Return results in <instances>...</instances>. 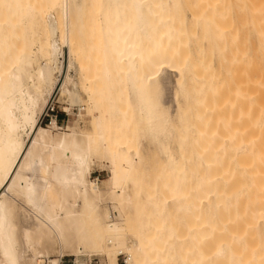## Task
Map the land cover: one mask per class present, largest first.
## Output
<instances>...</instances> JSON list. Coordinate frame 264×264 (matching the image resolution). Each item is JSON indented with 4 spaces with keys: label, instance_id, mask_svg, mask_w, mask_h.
Listing matches in <instances>:
<instances>
[{
    "label": "bare ground",
    "instance_id": "6f19581e",
    "mask_svg": "<svg viewBox=\"0 0 264 264\" xmlns=\"http://www.w3.org/2000/svg\"><path fill=\"white\" fill-rule=\"evenodd\" d=\"M64 49L61 132L37 119ZM119 253L264 264V0H0V264Z\"/></svg>",
    "mask_w": 264,
    "mask_h": 264
},
{
    "label": "rangeland",
    "instance_id": "374dc122",
    "mask_svg": "<svg viewBox=\"0 0 264 264\" xmlns=\"http://www.w3.org/2000/svg\"><path fill=\"white\" fill-rule=\"evenodd\" d=\"M63 54H64L63 67H62L61 73L57 74V83H56L55 87L53 88V90L47 96L46 103L43 106L42 111L39 114V117L37 119V126H43L44 127L46 125H49L51 120L54 119V115H56L58 128H59V131H61V132L64 131L63 128L66 125H68V124L71 125L73 121L75 122V120L78 119V114H79L78 112L82 113L83 115L85 114V111L83 110V103L77 102L76 104L74 103V105H69L62 98H60V94H59L60 84L64 78V75H65V72L67 69V64H68V56H67V50L66 49H64ZM73 72H71V75L73 77L75 76L76 78L75 77L74 78L77 79L78 78L77 73L76 72L73 73ZM175 79H176L175 75H173L172 72H170V73L165 72L162 75L163 90L160 94V101L166 107H169V109L172 113H175V111H176V103L174 100L175 99L174 94H176V91H177V86H176L177 84H176ZM80 95L82 98L87 100V98H86L87 95L85 93H81ZM92 99L94 100V98H92ZM51 104L54 106V112L52 114H49V116H47L46 110H47V107ZM70 106H72V107H70ZM68 107L71 109V112H70L71 114L66 112V109ZM80 107H82V108H80ZM78 126L79 127L83 126L87 129H90L89 117L83 116V120L78 121ZM31 138H32L31 133H28L27 135L24 136L26 144H28L30 142ZM174 153L176 155L179 154V152H177V151H175ZM96 157H98V155H93V158L90 161V171H89L88 177L91 181H94L96 179H99L100 181H102L108 177L109 172L107 171V169L105 167V162H103V160L102 161L99 160V162H98V160L95 159ZM100 164H102V165H100ZM150 167L152 169L156 168L155 165H153V164H151ZM98 185L100 187H103V183L98 182ZM55 259L56 258H50L49 260H55ZM103 259L104 258L100 257V256H96V257L92 256L90 258V260L87 257H83V261L86 262L89 260L88 262L90 264H94L95 262H97V264H103ZM73 260H74V257H71V256H64L62 258L63 264H72Z\"/></svg>",
    "mask_w": 264,
    "mask_h": 264
},
{
    "label": "built area",
    "instance_id": "2783aa9c",
    "mask_svg": "<svg viewBox=\"0 0 264 264\" xmlns=\"http://www.w3.org/2000/svg\"><path fill=\"white\" fill-rule=\"evenodd\" d=\"M53 112H54V106L51 104L47 107L46 115L49 116V114H52ZM54 121L57 124L56 115H54ZM118 262H119V264H128V257L126 256V254L119 253L118 254ZM41 264H46V263H41ZM60 264H63L62 259L60 260ZM72 264H75L74 260H73ZM94 264H97V262H95Z\"/></svg>",
    "mask_w": 264,
    "mask_h": 264
}]
</instances>
